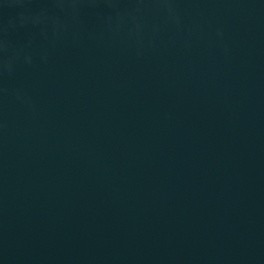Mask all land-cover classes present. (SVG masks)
<instances>
[{
  "label": "water",
  "instance_id": "water-1",
  "mask_svg": "<svg viewBox=\"0 0 264 264\" xmlns=\"http://www.w3.org/2000/svg\"><path fill=\"white\" fill-rule=\"evenodd\" d=\"M0 264H264V0H0Z\"/></svg>",
  "mask_w": 264,
  "mask_h": 264
}]
</instances>
